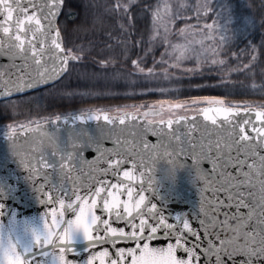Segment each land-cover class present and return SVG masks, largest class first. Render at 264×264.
Masks as SVG:
<instances>
[{"label":"snow or ice","instance_id":"6c2138e0","mask_svg":"<svg viewBox=\"0 0 264 264\" xmlns=\"http://www.w3.org/2000/svg\"><path fill=\"white\" fill-rule=\"evenodd\" d=\"M133 2L116 0L110 11L128 16ZM65 6L66 0H0V57L9 61L0 65V99L7 106L15 108L13 96L55 85L69 73L71 65L84 62L90 49L65 45L58 23ZM165 9L170 19V5ZM211 10L209 0L197 5L198 16ZM166 16L159 8L154 13L153 40L163 28L161 39L166 42ZM251 23L254 25V19ZM119 26L124 31V25ZM205 28L209 38H214L215 22ZM220 41L226 43L227 37L221 34ZM166 54L175 61L170 68L188 59L198 66L209 62L202 61L190 45H175ZM213 55L218 56L219 51L214 49ZM251 61L236 71L249 70L254 79L251 69L257 56L252 55ZM142 62L133 60L132 64L146 81L176 79L167 68L158 74L154 67L145 70ZM97 63L101 69L113 67L108 58ZM160 63H166L163 57ZM210 63L224 65L226 61L212 59ZM196 70L199 68L187 69ZM93 77L113 83L119 79L106 74ZM123 82L130 86L136 83ZM213 86L229 88L231 81L222 76L220 84ZM249 87L264 93V81ZM148 91L164 95L178 89ZM62 94L105 93L86 90ZM143 108H89L76 115L48 117L47 124L31 120L5 126L0 134L8 143L12 161L26 173V182L49 211L38 219L18 218L4 203L16 192L13 176L0 175V264H264V103L241 105L204 96L192 98L190 103L161 100L141 111ZM90 122L95 123L94 129ZM53 124L55 129L48 130ZM150 135L155 142L148 139ZM106 142L112 147H106ZM88 149L97 154L94 160L85 158ZM189 158L194 172L205 177L199 189V207L192 215L170 218L146 195L157 193L151 173L162 161L185 168L184 160ZM204 161L210 163V170L201 167ZM69 213L71 217L66 218ZM193 220L199 228L193 226ZM221 225L222 231L234 235L222 237L216 231ZM249 227L251 232L244 230ZM79 234L89 242L87 256L80 261L70 258L81 256L72 246ZM153 239L171 242L166 247H152ZM122 243L135 246L120 247ZM103 245L114 251L107 247L93 251Z\"/></svg>","mask_w":264,"mask_h":264},{"label":"trees","instance_id":"16d2710c","mask_svg":"<svg viewBox=\"0 0 264 264\" xmlns=\"http://www.w3.org/2000/svg\"><path fill=\"white\" fill-rule=\"evenodd\" d=\"M225 1L228 17L222 21L223 24L226 21L227 25L222 28L221 34L227 37V42L220 41V34L215 40L222 45L221 59L225 60L226 64L213 65V67L196 70L191 75L179 76L172 80L170 87L168 86L178 91L164 95L159 91H148V89H156L153 86L155 83L140 79L138 83L136 81L134 89L128 86H117L110 89L112 92H107L109 88L106 85L102 86L101 81H97L100 87L96 90L105 94L65 96L62 94L63 91L79 92L95 89V86L83 79L77 71L86 68L92 74L107 73L110 68L101 69L97 63L101 59L112 60L115 70V63L124 65L122 71L117 68V72H128L129 75L137 78L136 73L132 72V61L136 58L141 59L143 67L147 69L158 59L157 57L164 49V43L157 39L158 36L155 40L152 39L153 15L158 8L160 10L162 0H134L129 15L125 17L110 11L116 0H66L64 12L59 20L65 45L73 48H76V45H82L90 51L83 63L71 66H74L73 70L79 66L75 72L70 71L55 85L12 98L17 102L15 108L7 106L5 100L0 101V131L6 125L42 120L71 111L89 108L111 109L142 102L146 104L161 100L183 102L191 98L215 96L225 98L226 102L234 104L264 103V93L259 89L251 90L249 87L253 83L259 85L264 81V76L261 75L264 72V23H262L264 0ZM68 8H72L77 16L68 17L66 14ZM253 19L254 25L251 23ZM120 24L124 25V31L121 30ZM70 38L75 40L76 45L69 44ZM253 49L256 51L254 52ZM252 55L257 56V61L251 69L255 72L254 79L249 76V70L236 71L238 67L243 69L244 64L252 63ZM222 76L230 79L229 88L213 86L220 84ZM141 88H143L141 92L143 94L138 93ZM126 90H136L137 93L131 96L126 95L124 93ZM228 92H231V95H226ZM27 97L30 99L28 102L20 103L21 99Z\"/></svg>","mask_w":264,"mask_h":264},{"label":"rangeland","instance_id":"374dc122","mask_svg":"<svg viewBox=\"0 0 264 264\" xmlns=\"http://www.w3.org/2000/svg\"><path fill=\"white\" fill-rule=\"evenodd\" d=\"M209 2L212 5V10L209 11L207 15H204L203 13H201L198 16L197 15V5L199 3H201V0H162V4L160 7V13L162 16H166L165 5L167 4V5H170V7H171L170 19H167V16H166L167 26H168L167 40L165 42L161 39V37H163V35H164V29L161 28L160 29V35L158 36L157 39L159 41H161L162 43H164V49H163L161 55L159 57H157L158 59L155 61V63L150 65L149 68L154 67L155 71L158 74L162 73L167 68L170 76L178 78L179 76L181 77V76L186 75V74L191 75L192 72H194V71L189 72V71H187V69L199 68V70H200V69H203L206 67H213V64H211L210 61L212 59H221L220 48H222V45H219L221 43H218V41L215 39L218 38V36H219L218 34L221 35L222 28L226 27V25H227L226 21L224 24L222 23L223 19L228 17V13L225 11V7L227 5V2L225 0H209ZM63 12H64V9H63ZM218 13H219V15H218ZM66 14L68 17H71V18L77 16V13L72 8H68ZM214 22H215V31L211 33V36L214 38H209V30L205 28V25L213 24ZM182 29H184L185 31L181 32ZM70 40H71V43H69L70 45H76V44H74L75 40H72V38H70ZM175 45H190L191 47H194L196 49V52L202 61L207 60L209 62L208 63H202L198 66L193 59H188V60H185L183 63H181L178 67L170 68V67H168V65L174 63L175 61L172 60L171 58H169V56L166 54V50L168 53H170L172 51V47ZM77 46L78 45H76V47ZM71 48H73V47H71ZM214 49L219 51L218 56L213 55ZM162 57L166 61V63L164 65H161V63H160ZM134 60H139V59L136 58ZM71 66H70V71H72V73L75 72V70L79 67V66H76V68L73 70L74 66L73 67H71ZM141 66L143 67V62L141 63ZM113 67H110V69L107 70V73L105 72V73H101L99 75L98 74H95V75L96 76H102V75L106 74L109 77H111L113 75H117L119 77V79L114 83L113 82H106L104 79H95L93 77L92 72L86 70V68H83L81 71L78 70L77 73L80 74V76L83 79L88 80V82H91L93 84V86H95V89H86V90H92L94 92H98V90H96V89L98 87H100V85L97 83V81H101L100 83H103L102 86H104V87L106 85L109 88L106 91L110 92L111 91L110 89H113L114 87H117V86L118 87L119 86H128V87H133V89H134V86L136 84L131 85V86L128 84H125L123 82L125 79L129 80V81H137V83H138V80L144 79L142 76H139L137 74L136 75L138 77L136 78L133 75H129L128 72H125V73L119 72V71L117 72V68H119L122 71V69L125 67L124 65H120V64L116 65V63H115L116 70ZM147 69L145 68V70H147ZM132 72L136 73L134 66L132 67ZM125 76H127V77H125ZM172 80H174V79H172ZM172 80L171 81H164L161 77V78H157L156 80H154L152 82L156 84V85L155 84L153 85L155 88H159V87L169 88L172 84ZM139 91L140 92H138V93L142 94L141 92H143V88L139 89ZM126 92H132V91L126 90L124 93H126ZM134 92L137 93L136 90ZM35 97H37V96H35ZM191 99L185 100L183 102L190 103ZM21 100L22 101H20V103H23L25 101L28 102L30 99L27 97V98H24ZM150 104H152V102H149L148 104H146L145 102H142L139 104H130V105H136V106L143 105L146 108ZM153 104H155V103H153ZM189 114H191V113H189ZM4 128H5V126H4Z\"/></svg>","mask_w":264,"mask_h":264},{"label":"water","instance_id":"95a60500","mask_svg":"<svg viewBox=\"0 0 264 264\" xmlns=\"http://www.w3.org/2000/svg\"><path fill=\"white\" fill-rule=\"evenodd\" d=\"M61 15L59 16V19ZM59 19H58V22H59ZM8 63L9 61L6 58L0 57V65H7ZM17 63L19 64L21 63V61L17 60ZM33 91H36V90L28 91L24 94H27ZM16 96H20V95H16ZM16 96H13V97H16ZM1 100L3 99H0V101ZM76 114H79V113H73V114H68L64 116L76 115ZM41 123L47 124V120L42 121ZM89 127L94 129L95 123L90 122ZM54 129H55L54 124L48 127V130L50 131ZM60 134L62 136H65L66 132L61 131ZM148 139L152 142H155L156 140V138L151 135L148 137ZM106 147H109V148L112 147L111 142H106ZM84 156L87 160L91 161L96 158L97 154L91 149H88L84 152ZM184 163L187 166L183 170L178 172L177 179L174 185L165 184L164 187L157 189V193L155 194L154 197L151 195V193H146V195L149 196V199H151L153 203H157L158 207H161L163 209L164 214L168 215L170 218L175 217L178 214L192 215L198 210V207H199V202H200L199 189L202 187V184L195 186L191 182V174L194 173V170L191 168L193 161L189 158V159H185ZM0 164H2V167H0V175L8 176L9 174H12L13 176L12 183L16 185V192L14 194V197L11 199H8L7 201H4L8 209L15 210L18 213V218L20 219H23L24 217H34L38 219L42 217L46 211H49V206H46L40 202L39 195L36 194L31 188V185L28 182H26L25 180L26 173L22 169H19L17 165L12 161L10 157L8 143L3 138L2 134H0ZM165 165L166 164L163 161L157 164V166L154 168L151 175L153 176L154 172L159 167H164ZM201 167H203L206 170L211 169V165L207 161L202 162ZM108 179L111 180L113 178L108 177ZM55 206L56 205H52L51 207H55ZM70 217H71V213H69L68 216H66V218H70ZM220 219L223 220V216H221ZM229 224L234 226L236 224V221H229ZM114 226L119 227L123 225L116 224ZM193 226L199 228L198 222L193 220ZM222 229H223V225H221L220 228L216 229V231L221 232L222 237L225 234H227L230 237L234 235V233H232L231 231H227V230L222 231ZM244 230L251 232L252 228L249 227ZM189 239L190 241L194 242V238L190 237ZM169 242L171 241H167L164 239H153L151 241V246L152 247H166V245ZM240 242L241 243L244 242L243 237H241ZM72 246L75 247L77 251L81 253V256L70 257V258L80 261L84 257L87 256V249L89 247V242L84 238L83 234H79L75 237V240ZM119 246L120 247H134L135 245L134 243H129V244L122 243ZM104 247H107L109 251H114L110 245L98 246L93 251H102ZM178 255L185 256V254L182 252H178ZM237 259H240V257H237Z\"/></svg>","mask_w":264,"mask_h":264},{"label":"clouds","instance_id":"9594fccd","mask_svg":"<svg viewBox=\"0 0 264 264\" xmlns=\"http://www.w3.org/2000/svg\"><path fill=\"white\" fill-rule=\"evenodd\" d=\"M184 168L179 167L176 164H166L164 167H159L152 176V183L157 188L160 189L165 186V184H175L178 172ZM205 179L204 175L198 172L191 174V182L198 186Z\"/></svg>","mask_w":264,"mask_h":264}]
</instances>
